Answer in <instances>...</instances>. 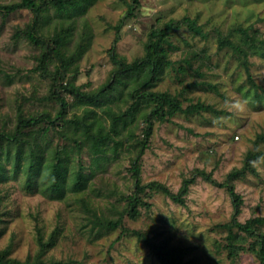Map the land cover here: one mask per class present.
<instances>
[{"label":"rangeland","instance_id":"1","mask_svg":"<svg viewBox=\"0 0 264 264\" xmlns=\"http://www.w3.org/2000/svg\"><path fill=\"white\" fill-rule=\"evenodd\" d=\"M20 1L0 0V135H12L20 117H57L59 85L89 95L106 91L93 101L65 91L68 107L56 126L42 123L17 142L0 137V254L35 259L43 236L52 244L44 255L47 264H160L137 236L99 224L124 216L127 229L176 248L184 264H261L252 249L260 237L234 222L260 220L264 236V0H68L71 7L64 10L49 3L40 35L49 40L69 32L70 41L68 66L49 59L47 74L39 62L46 48L16 37L33 13L1 10ZM131 6L133 17L121 25ZM185 17L196 19L209 39L185 26L172 33L175 50L164 45L169 58L194 59V70L181 71L179 80L168 69L152 90L170 92L183 109L197 103L208 109L162 119L145 100L123 119L137 105L131 97L137 83L118 76L117 61L145 58L153 33ZM221 38L232 44L221 46ZM180 66L189 65L174 69ZM191 83L197 86L188 88ZM236 98L247 101L243 111L231 108ZM149 121L151 139L139 160L141 185L157 182L173 195L187 185V194L180 202L147 187L141 198L148 205L125 215ZM82 123L91 128L89 135ZM92 136L100 139L98 149ZM60 149L64 191L57 195L51 179ZM249 153L256 158L248 162ZM79 172L84 182L75 187ZM231 234L243 248L238 253L228 246Z\"/></svg>","mask_w":264,"mask_h":264},{"label":"trees","instance_id":"2","mask_svg":"<svg viewBox=\"0 0 264 264\" xmlns=\"http://www.w3.org/2000/svg\"><path fill=\"white\" fill-rule=\"evenodd\" d=\"M53 4L56 8L59 10L67 9L68 7H71V1L68 0H21L19 3H15L9 6H4L1 8L2 11H5L6 15H10L14 12L20 11V10H29L33 13V21L32 23L26 28V30L21 31L19 30L16 33L17 38H26L28 41H30L32 44H34L37 47H44L46 48V51L42 54V56L39 59L40 67L42 70L47 71L46 64H48L49 59L55 58V60H60L62 62V66H65V47L69 40V32L65 35L58 34L53 39H45L40 35V29H41V23L43 21V16L46 12V5L47 4ZM134 4H138L139 0H133ZM133 7H130V10L128 13L123 17L121 25H125L129 18L133 17ZM181 26H185L195 37H199L200 39L207 40L209 39V33L204 31L203 27L198 25V22L196 19H191L189 17H185L180 21H171L168 23L165 28H163L160 31H157L153 33L151 36L150 42L148 44L147 48V55L145 58L141 59L140 61L134 62L132 64H126L121 61H117V64L120 66V71L118 72V76H130L133 77L135 82L137 83V86L135 87L134 91L131 93V97L134 100V103L137 104L133 106V108L128 111L122 118H126L127 116L135 115V111L137 109L136 106L139 107V104L142 101H149L155 104V109L153 111V114L156 116H159L162 119H166L169 116H172L175 113L181 112V113H187V114H193L195 112H200L207 110L208 107L201 103H197L196 105H191L187 109H183L182 104L180 100L173 96L170 92H157L152 90L156 84L161 81L162 76L169 71L168 69H172L171 71L176 72L177 78L179 80H182L183 76H179L178 74L181 73L184 75V73H188V71L194 70L193 60L188 61H180L176 62L169 58V53L165 49V44L168 46L174 47L171 35L174 33L178 28ZM246 38L249 39V36L246 34ZM116 42H118V38L116 39ZM227 44H232L231 41H229L228 38H221L220 39V45L226 46ZM177 48V46H176ZM187 63L189 66H180V71L175 70V66L177 64L181 63ZM66 65L68 66V63L66 62ZM174 69V70H173ZM45 71V73H46ZM200 71V68H197V72ZM184 72V73H183ZM47 74V73H46ZM180 74V75H181ZM57 78L54 77V82L57 83ZM197 86V84H190L187 87L191 88ZM63 89V90H62ZM67 91V93H70L77 97H83L89 101H93L102 96L101 94L106 91L105 89H102L99 94L96 95H89L87 93H83L75 88H66L63 85H59L56 91L54 92L55 96L58 99V102L61 106V111L59 115L55 118H51V116L47 114H42L37 117H20L18 120V123L15 127V131L12 135H9L7 133H1L0 137L2 140L6 141H19L25 134V131L29 129H33L37 126H39L42 123H46L50 126H56L61 120L63 119V116L66 112V109L68 107L67 100L64 97V93ZM148 127L145 129L144 133V139H143V147L140 151L139 157L137 158V161L133 168V173L135 174L137 180L135 185V192L133 195L129 197V203L128 207L124 210L125 215L134 216L138 213V208L140 206H147L148 204L141 198V194L144 193V190L148 188L155 187L157 189L163 190L168 195H170L173 199L183 202L184 196L187 194V185L184 186L182 191L178 195H173L164 185L159 184L157 182L151 183L149 185L143 186L141 185V182L139 180V174H140V166H139V160L141 158V155L145 152V150L148 147L149 141L151 139L152 135V123L149 121ZM84 127V131L86 134H90L91 128H89L86 124H81ZM58 126H61L60 124ZM49 127L46 128V131H49ZM95 138L94 140V147L96 149L99 148L100 139L98 136H92ZM2 148V143L0 140V152ZM56 158L57 161L54 165V169L52 172V179H51V191L54 194L62 195L64 191V184L62 182V174H63V164H62V150L56 151ZM256 156L252 153H249L247 161H252L255 159ZM236 177V174H233L230 176V179H233ZM75 187L81 186V184L84 182L83 177L81 173H77L74 180ZM226 186H229V184H226ZM230 187V193L231 196L234 199L235 203H239V196L235 192L234 188L232 186ZM237 203V204H238ZM239 205V204H238ZM237 207V206H236ZM260 220L247 222L245 224L234 222V226H237L239 230L258 235L260 237L259 241V247L258 249H255L252 247V249L258 254V257L261 261V264H264V236L260 235V227L257 225ZM102 226L109 228V229H118L120 228L122 232L126 235H135L138 237L139 240H141L147 247L150 248V250L154 253V255L159 260L160 264H184L183 259L181 258V254L179 251L174 249H167V244H158L154 242L152 239L148 237L145 233H142L140 231L136 230H129L125 227L124 224V216H122L118 220H112V221H104L99 222ZM236 237L231 234L228 238L229 241V247L231 250V253H238L239 250L243 249L242 246L238 243V241L235 240ZM50 241H46L43 236H40L39 238V246H40V252L35 257V259H31V257L25 261L21 262L18 260H12L8 258L7 253L0 254V264H47L44 260V255L47 252L48 248L51 246ZM52 264H63L60 262H54Z\"/></svg>","mask_w":264,"mask_h":264},{"label":"clouds","instance_id":"3","mask_svg":"<svg viewBox=\"0 0 264 264\" xmlns=\"http://www.w3.org/2000/svg\"><path fill=\"white\" fill-rule=\"evenodd\" d=\"M247 105V101L240 99V98H236L234 100V102L231 104V108L237 111H243L245 109Z\"/></svg>","mask_w":264,"mask_h":264}]
</instances>
